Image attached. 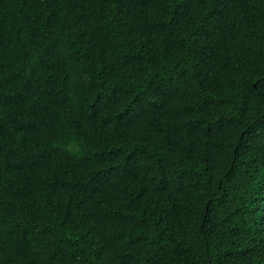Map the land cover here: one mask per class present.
<instances>
[{
	"label": "trees",
	"instance_id": "1",
	"mask_svg": "<svg viewBox=\"0 0 264 264\" xmlns=\"http://www.w3.org/2000/svg\"><path fill=\"white\" fill-rule=\"evenodd\" d=\"M0 264H264V0H0Z\"/></svg>",
	"mask_w": 264,
	"mask_h": 264
}]
</instances>
